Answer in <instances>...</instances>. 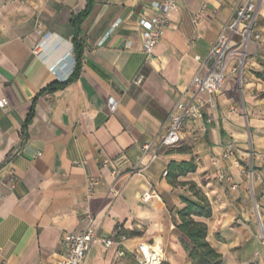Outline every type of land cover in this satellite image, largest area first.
I'll list each match as a JSON object with an SVG mask.
<instances>
[{"label": "crops", "instance_id": "obj_1", "mask_svg": "<svg viewBox=\"0 0 264 264\" xmlns=\"http://www.w3.org/2000/svg\"><path fill=\"white\" fill-rule=\"evenodd\" d=\"M91 1L79 26V73L66 86L46 92L72 72L70 21L85 10L86 0H0V259L54 264L62 235L81 233L90 218L98 235L120 226L128 240L124 257L117 256L116 248L104 251L95 244L85 264H136L131 251L137 243L170 244L162 236L167 230L162 200L175 205L176 198L162 174L171 161L191 158L197 164L191 179L221 204L212 202L213 216L207 221L226 255L236 246L226 237L235 230L236 218L237 226L250 225L242 176L246 156L256 197L264 205V0H254L253 34L260 39L252 37L246 44L241 73L228 71L222 92L203 96L202 119L181 126L180 131H203L201 144L192 154L178 152L177 146L165 148L151 161L170 114L192 78L204 72L221 30L247 0H176L178 10L148 61L138 21L153 16L155 0ZM204 1L206 9L195 24ZM42 39L36 57L32 49ZM138 75L140 85L134 83ZM146 145L150 148L143 155ZM227 145L234 147V155L219 167L237 185L235 191L211 181V162ZM137 167L140 171L131 175ZM145 192L159 200L142 203Z\"/></svg>", "mask_w": 264, "mask_h": 264}, {"label": "built area", "instance_id": "obj_2", "mask_svg": "<svg viewBox=\"0 0 264 264\" xmlns=\"http://www.w3.org/2000/svg\"><path fill=\"white\" fill-rule=\"evenodd\" d=\"M151 9L153 11L152 17L148 20L140 19L138 21V25L142 29V51L146 55V61L151 58L154 48L169 27L170 15L178 10V5L176 0H155L151 4ZM205 9L206 1L202 3L199 11L193 17L195 24L198 23ZM256 14L257 9L254 0H247L236 12L235 19L221 30L210 49L207 60L208 65L204 66L203 73L196 74L192 78L189 91L185 93L182 100L170 114L167 132L160 137L149 161L157 158L163 149L171 148L178 144L181 126L185 121L202 119V110L205 105L203 96L210 97L220 94L226 82L228 71L235 75L241 73L246 44L252 37L255 40L260 39L259 34H253ZM40 26V23L37 22L36 27L39 32ZM102 43L103 40L98 44L102 45ZM42 45L43 39L32 49L34 56L40 57ZM141 82L142 76L138 75L134 83L140 85ZM3 104L4 101L0 100V107ZM149 148V145L142 147V154L145 155ZM234 152V147L227 145L221 157L211 162L214 168V180L222 188L230 191H235L237 185L232 183L231 177L219 167V163L233 156ZM139 171L140 168L137 167L129 173L132 175ZM113 176L118 177L119 174L113 172ZM162 176H166L165 171ZM89 185L93 186V183L90 182ZM154 199L159 200V197L151 192H145L140 197L142 203H148ZM127 240L128 238L124 235L120 226H117L110 234L98 235L93 227V220L89 218L81 233H64L62 235L60 253L54 264H85L87 254L95 244H99L104 251L116 248L117 256L122 258L125 256L123 245ZM131 255L136 264H161L163 259L162 248L156 242L137 243L134 250L131 251ZM0 264L6 263L0 259Z\"/></svg>", "mask_w": 264, "mask_h": 264}, {"label": "rangeland", "instance_id": "obj_3", "mask_svg": "<svg viewBox=\"0 0 264 264\" xmlns=\"http://www.w3.org/2000/svg\"><path fill=\"white\" fill-rule=\"evenodd\" d=\"M189 122L195 125V120ZM181 132L184 133L185 136L183 138H179L177 149H185L187 152L192 154L203 140V131H180V133ZM251 166L250 158L246 156L243 160L242 176L244 177V181L247 184L249 192L245 207L248 209L250 214V225H248V227H243L241 225L237 226L236 222L239 221L240 218L239 216L236 218L233 224L235 230L226 234V237L233 239L236 246L233 249H230L226 255H222L225 264H228V262H232V264H264V205H262L261 200L256 197ZM192 177L193 176L188 175L184 178V181H193L191 179ZM211 181L213 182L215 180ZM174 191L176 198L175 205L173 204L174 202L165 201V203L162 200L165 205V213L167 216V230L162 233V236H164V238L167 239L171 245L173 244L175 249L172 250L170 244H163L161 246L163 250V259L161 264H191L183 250L181 242L182 238L174 227L176 222L175 209H180L182 207L179 196L185 195L191 198V194L189 192V186H177L174 188ZM201 191L205 192L203 188H201ZM207 197L211 203L213 202L214 204V201H216L217 207H221V204L215 196L210 198L207 195ZM205 223L208 227L207 240L210 245L220 253V246L216 243L215 239V230L207 220ZM170 224L173 225V230H169L168 227ZM138 236L141 238L143 236V231L140 232V235ZM128 264L134 263L130 262Z\"/></svg>", "mask_w": 264, "mask_h": 264}, {"label": "trees", "instance_id": "obj_4", "mask_svg": "<svg viewBox=\"0 0 264 264\" xmlns=\"http://www.w3.org/2000/svg\"><path fill=\"white\" fill-rule=\"evenodd\" d=\"M87 6L84 11L71 19V25L74 28V36L72 39L74 66L71 74L63 82H54L50 84L44 91L53 92L72 82L78 75L80 70V60L83 52V43L80 40L79 26L82 20L89 14L92 1L86 0ZM32 113L30 112L26 118L24 129L29 123ZM22 136L25 138V131ZM177 146V145H176ZM175 147V146H174ZM183 154H190L185 149H177ZM197 170V164L191 158L188 161L175 162L171 161L165 170L164 177L167 184L173 189L177 186H189L191 198L180 195L179 200L182 207L175 211L176 222L175 230L181 236V242L186 257L191 264H222V255L214 249L207 240L208 227L205 223L213 216L212 203L207 197L206 192L194 181L185 182L184 178L194 174ZM216 239L220 241L219 237Z\"/></svg>", "mask_w": 264, "mask_h": 264}]
</instances>
